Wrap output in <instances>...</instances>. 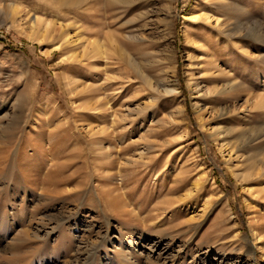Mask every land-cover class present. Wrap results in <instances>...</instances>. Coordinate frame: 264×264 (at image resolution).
I'll return each mask as SVG.
<instances>
[{"label":"rangeland","instance_id":"obj_1","mask_svg":"<svg viewBox=\"0 0 264 264\" xmlns=\"http://www.w3.org/2000/svg\"><path fill=\"white\" fill-rule=\"evenodd\" d=\"M54 1L0 0V264H264V0Z\"/></svg>","mask_w":264,"mask_h":264},{"label":"bare ground","instance_id":"obj_2","mask_svg":"<svg viewBox=\"0 0 264 264\" xmlns=\"http://www.w3.org/2000/svg\"><path fill=\"white\" fill-rule=\"evenodd\" d=\"M49 1H53V0H49ZM83 0H74V1H71V2H73V3H75V4H78V3H80V2H82ZM54 2H59V3H61V2H63L64 3V0H61V1H54ZM194 16H196V15H194ZM230 30V29H229ZM215 89H216V87H215ZM256 139V138H255Z\"/></svg>","mask_w":264,"mask_h":264}]
</instances>
